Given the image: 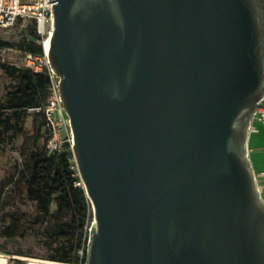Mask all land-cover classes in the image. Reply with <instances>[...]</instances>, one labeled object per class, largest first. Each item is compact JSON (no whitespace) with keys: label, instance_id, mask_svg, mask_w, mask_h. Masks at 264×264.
Wrapping results in <instances>:
<instances>
[{"label":"water","instance_id":"1","mask_svg":"<svg viewBox=\"0 0 264 264\" xmlns=\"http://www.w3.org/2000/svg\"><path fill=\"white\" fill-rule=\"evenodd\" d=\"M53 15L86 264H264L247 155L264 0H57Z\"/></svg>","mask_w":264,"mask_h":264},{"label":"rangeland","instance_id":"2","mask_svg":"<svg viewBox=\"0 0 264 264\" xmlns=\"http://www.w3.org/2000/svg\"><path fill=\"white\" fill-rule=\"evenodd\" d=\"M32 25L31 21H22L8 29L0 28V40L12 45V50L0 47V104L18 83L5 71L4 64L19 56L15 50ZM39 111L30 108L19 120L9 111L0 112V117H10L8 123L0 120V257H9V264H51L50 255L70 237L67 226L72 224V210L56 214L53 203L50 213H45L26 188L36 127L42 122ZM53 133L51 128L50 138ZM67 137L66 130L61 129L59 140L67 142ZM91 223L83 231L88 237ZM80 233L76 232L77 237Z\"/></svg>","mask_w":264,"mask_h":264},{"label":"trees","instance_id":"3","mask_svg":"<svg viewBox=\"0 0 264 264\" xmlns=\"http://www.w3.org/2000/svg\"><path fill=\"white\" fill-rule=\"evenodd\" d=\"M8 41L0 40V47H11ZM17 49L42 54V36L38 34L35 24L21 37ZM5 71L18 81L17 86L8 92L4 103L0 104V112H10L22 119L30 108H41V117L36 127L33 141V151L30 155V165L26 177L28 194L41 204L45 213H50L53 203L56 204L55 213L72 210V224L67 226L70 237L64 242L50 260L65 264H86L88 234L83 233L92 217V206L81 184L78 169L72 161L73 153L69 142H64L60 150L48 147L51 128L46 121L45 106L51 94V78L46 71L35 72L24 67L4 64ZM9 116L0 117L8 123ZM81 233L77 237L76 232ZM83 250V255L79 253Z\"/></svg>","mask_w":264,"mask_h":264},{"label":"built area","instance_id":"4","mask_svg":"<svg viewBox=\"0 0 264 264\" xmlns=\"http://www.w3.org/2000/svg\"><path fill=\"white\" fill-rule=\"evenodd\" d=\"M57 0H0V28L8 29L19 22L31 21L35 24L38 34L42 36V54H33L31 52L16 49L19 56L9 65L24 67L35 72L46 71L51 78V94L47 99L45 113L47 124L53 130V136L50 138L48 147L51 150H60L63 142L59 140L58 135L61 129L67 132V142L72 146L73 138L70 126V119L63 106L62 95L60 91L61 76L52 68L49 48H45V40L53 34L54 15L53 9ZM12 50V47H6ZM41 110V108H38ZM252 121H258L264 125V96L257 102L252 113ZM83 255V250H79Z\"/></svg>","mask_w":264,"mask_h":264},{"label":"crops","instance_id":"5","mask_svg":"<svg viewBox=\"0 0 264 264\" xmlns=\"http://www.w3.org/2000/svg\"><path fill=\"white\" fill-rule=\"evenodd\" d=\"M247 155L250 160L260 196L264 202V125L258 121L250 123L247 137ZM9 257H0V264H9ZM51 264H65L50 262Z\"/></svg>","mask_w":264,"mask_h":264},{"label":"bare ground","instance_id":"6","mask_svg":"<svg viewBox=\"0 0 264 264\" xmlns=\"http://www.w3.org/2000/svg\"><path fill=\"white\" fill-rule=\"evenodd\" d=\"M49 45H50V38L48 37V38L45 40V48L48 49V48H49Z\"/></svg>","mask_w":264,"mask_h":264}]
</instances>
